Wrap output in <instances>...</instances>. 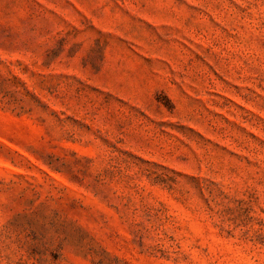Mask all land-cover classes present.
Returning <instances> with one entry per match:
<instances>
[{"label":"rangeland","instance_id":"1","mask_svg":"<svg viewBox=\"0 0 264 264\" xmlns=\"http://www.w3.org/2000/svg\"><path fill=\"white\" fill-rule=\"evenodd\" d=\"M0 264H264V0H0Z\"/></svg>","mask_w":264,"mask_h":264}]
</instances>
